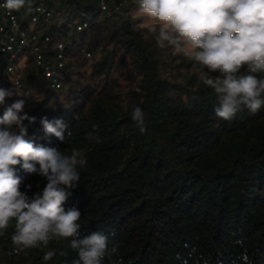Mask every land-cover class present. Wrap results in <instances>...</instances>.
Instances as JSON below:
<instances>
[{"label": "trees", "instance_id": "trees-1", "mask_svg": "<svg viewBox=\"0 0 264 264\" xmlns=\"http://www.w3.org/2000/svg\"><path fill=\"white\" fill-rule=\"evenodd\" d=\"M45 1L67 4L49 23L37 24L45 37L64 43L63 67L55 71L61 89L43 79L27 53L24 68L17 67L23 92L9 82L13 95L0 115L23 100V112L35 117L23 122L28 139L65 155L77 149L86 159L62 205L81 211L79 238L108 236L118 252L102 264H245V254L247 264H264V107L232 120L217 117L216 94L202 80L206 67L160 47L149 30L156 23L136 0H106V12L100 0ZM20 15L27 18L25 8ZM133 106L145 113L143 133ZM43 117L64 122L65 141L44 133ZM13 167L29 198L46 186V178ZM14 226L10 221L0 236V264L78 258L68 240L56 238L16 254ZM50 250L56 255L45 262Z\"/></svg>", "mask_w": 264, "mask_h": 264}, {"label": "clouds", "instance_id": "clouds-1", "mask_svg": "<svg viewBox=\"0 0 264 264\" xmlns=\"http://www.w3.org/2000/svg\"><path fill=\"white\" fill-rule=\"evenodd\" d=\"M141 13L156 21L149 30L156 34L160 47L171 46L176 53L205 66L209 75L203 84L216 94L217 117L232 120L247 109L255 115L264 107V0H136ZM33 0H4L8 10H33ZM246 69L247 75H241ZM12 90L0 88V105ZM24 101L18 100L0 115V236L5 235L10 221H15L11 236L16 254L27 249L47 246L54 238L69 241L77 252L72 264H102L103 259L117 254L109 247V238L94 232L79 238L81 211L62 206L70 190L78 186V166H86L79 150L63 154L58 147H45L27 138L23 123L35 122V117L23 112ZM132 120L141 133L146 129L145 113L133 106ZM46 135L65 141L67 126L62 120L40 121ZM71 136L70 130L68 137ZM28 174H38L47 183L41 192L29 198L20 190L22 178L13 166ZM31 187L30 185L28 186ZM236 244L243 245L242 240ZM56 255L47 251L43 260ZM61 255H64L61 252ZM241 259L247 264L248 257Z\"/></svg>", "mask_w": 264, "mask_h": 264}, {"label": "built area", "instance_id": "built-area-1", "mask_svg": "<svg viewBox=\"0 0 264 264\" xmlns=\"http://www.w3.org/2000/svg\"><path fill=\"white\" fill-rule=\"evenodd\" d=\"M4 0H0V70L3 74L0 77V88L8 89L9 82L17 92H23L21 75L17 74V67L24 68L27 62V53L33 56L36 67L41 71L43 79L47 80L53 89H61L59 74L55 71L63 67L64 43L53 41L51 36L39 34L36 30L31 31L30 26L37 27L39 22L49 23L58 14L67 10V4L62 1L48 3L45 0H33V10L26 11L27 18L22 21L20 10H8L2 5ZM100 8L106 12L109 4L106 0H100ZM75 7V5H73ZM68 14V13H67ZM26 23V26H23ZM87 27L83 23L77 26V31H82ZM50 52L56 54L54 58Z\"/></svg>", "mask_w": 264, "mask_h": 264}, {"label": "rangeland", "instance_id": "rangeland-1", "mask_svg": "<svg viewBox=\"0 0 264 264\" xmlns=\"http://www.w3.org/2000/svg\"><path fill=\"white\" fill-rule=\"evenodd\" d=\"M63 19H67V17H64ZM150 20V23H152V24H155L156 23V21H154V20H152L151 18L149 19ZM148 22V21H147ZM30 30L31 31H37L39 34H42L43 32H44V29H42V28H38V27H36L34 24H32L31 26H30ZM3 74V71L2 70H0V77H1V75Z\"/></svg>", "mask_w": 264, "mask_h": 264}]
</instances>
